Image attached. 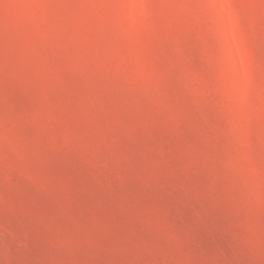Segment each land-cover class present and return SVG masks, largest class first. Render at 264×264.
<instances>
[{"label": "rangeland", "instance_id": "obj_1", "mask_svg": "<svg viewBox=\"0 0 264 264\" xmlns=\"http://www.w3.org/2000/svg\"><path fill=\"white\" fill-rule=\"evenodd\" d=\"M0 264H264V0H0Z\"/></svg>", "mask_w": 264, "mask_h": 264}]
</instances>
